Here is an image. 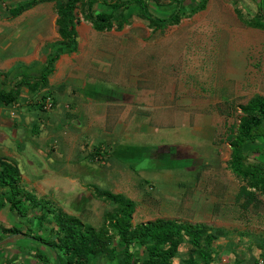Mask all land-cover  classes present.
Segmentation results:
<instances>
[{"label": "rangeland", "instance_id": "rangeland-1", "mask_svg": "<svg viewBox=\"0 0 264 264\" xmlns=\"http://www.w3.org/2000/svg\"><path fill=\"white\" fill-rule=\"evenodd\" d=\"M168 1L158 0L154 8L158 13L166 14L172 8ZM8 2L10 0H0V50L2 51L0 57L2 59L20 56L26 42L31 43L37 33H51L55 28L52 19L55 11L52 2H38L18 16L10 14ZM190 7L187 8L190 9ZM256 11L255 0H208L205 9L187 13L179 23L156 30L147 21L129 11L126 15L128 22L121 29L112 28L113 30L110 32H106V30L94 31L93 35L89 36L78 34L76 49L63 51L74 55L73 63L76 65H85L91 72L95 71V74H92L93 77H90L91 81H105V83L99 82L101 85L98 84L107 90L101 89V92L105 93L103 97L109 101L112 100L111 93L115 87L116 91H120L119 88L121 89L122 86L116 84L119 82L118 77L124 69L123 66L131 60L128 57L124 58V61L121 59L130 54L141 57L137 58L138 62H136L137 65H141L139 69H145L144 61L152 57L153 69L160 68L170 74L171 86L169 90L175 84L178 92L180 91L182 95L188 89L191 91V88H200L202 94L197 103L200 113L201 115L211 114L216 118L217 124L215 125V137L210 144L203 136L197 137L188 134L186 137V128H180V137L184 138L180 141V148L182 149L184 141L189 146L186 149L187 153L193 152V154L202 157L201 164L197 166L196 173H193L192 177H185L188 175L187 171L181 166L185 161V159L184 161L183 158L181 159L185 151L181 149L178 151L176 148L174 150L175 157L168 158L171 157V152L166 149L167 147H164L165 144L163 145L165 142L162 140L163 134H156L154 140L152 138L142 139L141 134L138 135L126 145L130 148L126 150V153L133 156L118 158L115 156L116 154L110 155L108 152L109 159L106 160V164H100V167L98 165L95 172L91 171L84 177L93 180L98 188L111 191L113 190L109 181L116 180L119 188L123 190L122 194H130L136 202L132 217L133 223L160 217H177L185 221L204 222L212 228L217 227L225 230L222 235L212 241L213 250L210 264H264V198L248 209H243L240 206L236 194L242 186H245V183L236 178L228 168L230 145L225 138L229 124L238 121L240 114L238 105L244 104L255 94L264 95V30L248 26L241 19H251ZM83 21L84 23L88 22ZM23 24L29 28L25 34H19ZM158 38H166L167 42L165 43L170 44L169 53L163 55L166 59L156 56L160 55L155 52L158 46H151L152 51H150L151 49L148 51V46L145 45V41L152 39L156 41ZM125 40H132V43L126 42L127 44L123 45ZM54 44V41L45 42L39 50L43 54L51 52ZM99 50L100 52L104 50L106 53L104 57L108 55L109 57L104 59L103 55L97 52ZM120 53H122L121 56ZM101 62L104 69L108 71L97 76V69ZM16 64L12 65L10 71L5 72L6 76L13 77L18 72L16 69L19 68L14 66ZM39 65H34L36 67L34 70L30 68V75L40 74ZM177 70H180V77L178 75L173 77L178 72ZM208 73H210L211 79L204 77ZM193 75H197V79L192 78ZM114 81L115 84L112 83ZM157 85V83L153 84V86ZM107 88L111 90L108 91ZM24 89L26 97H28L26 101L28 111L24 112L19 108L23 103L21 98L17 103L11 105L0 103V119H4V121L10 119L16 123L13 129L12 127L9 129L4 122L0 124V146H6L11 150L6 149V152H10L7 159L11 152L16 157L20 156L26 173L25 177L35 179L42 176L48 165L47 159L38 152V146L43 143L35 139L36 131L41 129L39 126L48 120L58 121L57 116L53 115L52 107L43 109L41 106L39 108L38 104L40 105V102L48 95L51 96L53 103L58 97L53 95L48 84L35 89L27 87ZM122 93L124 92L120 94ZM186 102L181 99L180 105H185ZM64 103V100L60 101L61 108L58 114H61ZM116 111L117 107L115 106L110 109V114L116 115ZM110 119L112 120V116H108V119L104 120V124ZM25 120L29 121L26 123ZM63 121L65 120L63 119ZM71 122L72 120L69 121V123ZM49 128L48 125L46 127L48 134H50ZM63 130L56 131L51 140L50 137L47 139L53 147V150L49 151V157L54 149L66 153L61 145L65 135ZM144 144L157 145L156 149L146 150V152L152 153L156 160L150 161V164L144 168L145 170L154 163V168L157 167L160 170L159 173L164 172L165 168L172 174L181 176L180 201H177L176 190H167L156 182H153L152 185L141 179L139 170L146 157L143 154L140 156H136V154L137 149L139 150L138 146ZM102 159L103 157L100 158V160ZM179 159L180 166L177 164ZM63 161H57L49 168L48 176L55 179L56 189L40 190L36 188L37 185L34 181L31 182L27 178L21 181V185L25 189L33 191L36 196L49 199L50 204L62 208L64 212H72L85 223L99 227L103 222V214L106 211H111L114 204L97 197L89 182L83 185L86 188L77 184L71 185L67 178L62 177L63 174L57 172V170L60 172L71 171ZM110 165L113 167L108 168L107 166ZM70 174L72 177L75 176L74 173ZM194 176L197 180L193 179ZM35 213H38L37 209ZM47 218L50 222L39 224L36 216L30 213L28 221H25L24 218L10 211L7 206L0 207V238L3 239L0 242V264H11L8 260L10 257L13 259L19 257L18 260L22 258L18 253H12V251L16 252L17 248L12 247V242L7 240V233H3V228L16 226L27 232V226H29L32 227L31 231H28L29 233L53 238L50 231L53 221L50 220V216ZM17 243L23 245L25 250L29 248L34 250V246L39 244L33 238H23ZM191 250L188 243H182L173 262L183 264ZM50 258L52 261V256ZM91 264H107V261L103 257L94 259Z\"/></svg>", "mask_w": 264, "mask_h": 264}, {"label": "trees", "instance_id": "trees-1", "mask_svg": "<svg viewBox=\"0 0 264 264\" xmlns=\"http://www.w3.org/2000/svg\"><path fill=\"white\" fill-rule=\"evenodd\" d=\"M41 1L54 4L57 13V31L61 37L56 47L46 56V63L40 74L30 75L18 71L11 78L8 89L0 88V103L12 104L18 98L21 86L35 89L47 86L48 76L61 51L77 47L76 24L79 18L75 10L80 8L84 20L89 21L96 31L121 29L128 22L130 11L147 21L154 29H165L179 23L187 13L205 9L208 0H169L171 9L166 14L154 8L158 0H10L8 9L17 16ZM257 11L243 22L264 30V0H255ZM191 6L190 9L187 7ZM237 12V10H236ZM2 84H6L5 72ZM1 80V79H0ZM42 108V107H41ZM237 123L229 124L226 140L230 145L228 168L243 180L236 194L243 209H248L264 198V95L255 94L244 104H239ZM98 148H96L97 152ZM93 193L114 206L103 214L99 227L85 223L79 216L69 215L62 208L49 203V199L37 197L21 185V173L17 164L0 156V207L7 208L28 221L33 213L39 224L49 221L53 238L29 233L16 226L3 228L7 240L20 258H8L11 264H91L94 259L105 258L107 264H176L173 258L182 243L191 246V252L183 264H210L212 241L225 230L204 222H190L175 218H155L133 223L136 202L119 192L93 186ZM37 209L38 213H35ZM46 218V219H45ZM50 222V221H49ZM23 238L36 239L39 244L25 250L17 242ZM3 240V239H2ZM0 238V242L2 241ZM19 250V251H18ZM52 256V261L50 260ZM28 262V263H26Z\"/></svg>", "mask_w": 264, "mask_h": 264}, {"label": "crops", "instance_id": "crops-1", "mask_svg": "<svg viewBox=\"0 0 264 264\" xmlns=\"http://www.w3.org/2000/svg\"><path fill=\"white\" fill-rule=\"evenodd\" d=\"M75 14L76 17L79 18V22L76 24L77 40L79 39L78 34H85L87 36L90 34L93 35L92 32L96 30L92 27L89 21L84 23L80 8L75 10ZM56 18L57 13L55 11L52 17L55 26L53 31L51 33H41V30L38 31L40 34H35L36 36L34 35L35 37L31 43L26 42L20 56H15L14 58L8 59H2L0 57V72L10 71L9 69L14 63H17L14 66L19 68L16 69L18 71L30 73V68H33L34 70L36 68L34 65L36 64H40L39 67L41 71L46 63V56L50 51L43 54L39 49L45 42L47 43L51 41L55 42L52 47L54 49L59 40H61V37L57 31ZM28 28L29 27H27L26 24H23L21 28L23 31L20 30L19 34H25ZM114 28L116 29V26H114L113 29ZM113 29L111 28L110 30H106V32H110ZM126 42L131 44L132 40H125L122 44L126 45ZM165 42H167L166 38H158L156 41H154V39L145 41V45L148 46V51L149 49L152 51L151 46H158V49H156L155 52L156 54L160 55H155L163 59V55H167L170 48V44H166ZM63 51H66V49ZM63 51L60 52L59 57L57 60H55L53 71L48 76L49 88L51 91H53V95L58 97L57 99L55 98L54 103H52V112L53 115L57 116L58 121L52 122L51 120H48V122L39 126L41 129H38L35 134V139L43 143V145L38 146V152L41 154V156L47 159L49 166L47 165V167L44 169L45 172L43 171L44 173L42 176L38 178L36 177L35 179H28L24 175L26 173L23 168L21 157L18 155L16 157L12 155L13 152H11V155H9V160L17 164L21 173V181L24 178H27L29 181L31 180V182L34 181V183L37 185L36 188L43 191L50 190L51 188L56 189L57 184H55V179L51 176H48L50 173L49 168L52 164L57 163V161L64 160V164L70 167L71 171H63L65 172L63 173L57 170V172L63 174L62 177L67 178L68 180H66L69 181L71 185L77 184L78 186L81 185L80 187H84L83 185L86 182H89L91 186H88L93 189V186L95 185L94 181L84 176L89 175L91 171L95 172L98 165L100 167V164H106V160L109 159V155L107 154L108 152H110V155L116 154L115 156H118V158L130 156L131 154L126 153V150L130 149L126 147V145L140 134L142 139L152 138L153 140L156 139V134H163L162 136L164 138L162 140L165 141L163 145L165 144L164 147H167L166 149L171 152V157L168 158L175 157L174 150L176 148L178 151L181 149L180 141H182L181 139H184L180 137V128L182 129V127L186 128V137H188V134L196 135L197 137L203 136L206 138V141L209 144L213 141L216 134L215 125L217 122L215 121L216 118L214 116L212 117L211 114L201 115L200 109L197 105L199 102L198 99H200L202 94L200 88H191V91H188L190 90L188 89L186 93L182 95L180 94V91L178 92L175 84L172 86L173 88L169 90L171 86V83L169 82V78H171L170 74L166 71L164 72V70L160 68L153 69L152 67H154V65L152 64V57H149L144 61L145 69H139L141 65L139 66L136 64V62H138L137 58H141L138 55L130 54L126 57H122V61H124V58L126 59L128 57L131 59V62L129 61L127 65L123 66L124 69L121 71V75L118 77L119 82L116 83L114 81L112 83H116L118 86L121 85L122 87L121 89L119 88V90L124 93L120 94L121 92L116 91V87L114 86L115 90L111 93L113 97L112 100L109 101L103 97L105 93L101 92V89H106L99 86L100 83H105V81H99L100 83L91 81L90 77H93L92 74H95V71L91 72L89 67H86L85 65H76L73 63L74 55ZM97 52L102 54V57H104L106 54L104 50L101 52L99 50ZM1 53L2 51L0 50V54ZM121 55L122 53H120V56ZM107 57H109V55ZM107 57L105 56L104 59ZM164 59H166V57H164ZM161 62L163 63V61ZM164 62L166 63L168 61ZM98 68L97 76L108 71L104 69L102 62ZM124 70H126V72H124ZM177 71L179 72L180 70ZM209 71L212 72L211 70ZM178 72L174 74L173 77H176V75L180 77V72ZM7 76L5 77V85L1 83V81H3V77L0 78V88L8 89L9 86H11L10 81L12 77ZM191 77H195L197 79V75H193ZM204 77H206V79H211L210 73H208L207 76L204 75ZM154 83H157L158 85L153 86ZM24 88L25 86L20 87V94L13 103H17V101H19L18 99L21 98L23 103L19 106V108L26 112L28 111V105H26L28 97H26ZM92 88H94V91H92ZM110 90L111 89H108V91ZM181 99H184L189 103L186 102L185 105H180ZM63 100L65 103L62 105L63 107L61 114H58V111L61 108L59 103ZM40 106L42 107L41 103L40 105L38 104L39 108ZM108 106H110L109 109H107ZM115 106L117 107L116 115L114 113L110 114V109L115 108ZM108 116H112V120L110 119L109 122L104 124V120L108 119ZM63 119L65 121H63ZM71 120L72 122L69 123ZM28 121L29 120H25L26 123ZM3 122L8 126L9 129H11V127L13 129L14 126H16V123L10 119L5 121L4 119H0V124ZM48 125L50 127V134L46 133V127H48ZM58 130H63L65 132L63 137L64 141L61 143V145H63V149L66 153H62L60 152L61 150L58 151L54 149L52 155L49 157V151L53 150V147L51 142L49 143L47 139L49 137L50 140L54 138L55 132ZM146 143L148 144V142ZM147 144L141 146L139 145V150L137 149L138 147L136 148V156L143 154L146 157L145 162L141 164V168L139 170L141 179L147 181L148 184L156 182L159 185H163L165 187L164 189L167 190H176L178 194L177 201H180V175H174L170 171L165 170V168L163 170L164 172L159 173L160 170L157 167L154 168V163L150 165L149 169H144L150 164V161L156 160L152 153H148L146 150L151 148L156 149L157 145L148 146ZM182 144L181 150L185 151V154L184 156H181V159L183 158L182 160L184 161L185 159V161L181 166L187 171L188 175L185 177L190 178L193 176V173H196L197 166L201 164L202 157L201 155L198 156L193 154V152L190 154L187 153L186 149H188L189 146L186 145L184 141ZM120 146L122 147L121 149ZM96 148H98L97 152ZM6 149H8L6 146H0V156L7 158V155L10 152H6ZM138 151L141 152L139 153ZM101 157H103L104 160H100ZM177 164L180 166V159L178 160ZM107 167L111 168L113 166L110 165ZM81 168H83L82 171ZM70 173H74L75 176L72 177ZM193 179H196V177L194 176ZM109 183L112 185L113 192L122 193L121 191L123 190L119 188L116 180L111 179ZM126 196L131 198L130 194ZM65 213L74 215L72 212ZM170 218L180 220L177 217Z\"/></svg>", "mask_w": 264, "mask_h": 264}, {"label": "built area", "instance_id": "built-area-1", "mask_svg": "<svg viewBox=\"0 0 264 264\" xmlns=\"http://www.w3.org/2000/svg\"><path fill=\"white\" fill-rule=\"evenodd\" d=\"M40 103H41L43 109H50L52 107L53 100H52L51 96L48 95Z\"/></svg>", "mask_w": 264, "mask_h": 264}]
</instances>
